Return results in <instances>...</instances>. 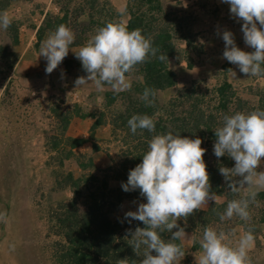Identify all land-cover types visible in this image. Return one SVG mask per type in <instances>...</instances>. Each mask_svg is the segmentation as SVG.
I'll use <instances>...</instances> for the list:
<instances>
[{"label":"trees","instance_id":"16d2710c","mask_svg":"<svg viewBox=\"0 0 264 264\" xmlns=\"http://www.w3.org/2000/svg\"><path fill=\"white\" fill-rule=\"evenodd\" d=\"M9 3L10 0H0V12L5 11ZM126 13L130 15L128 23L125 24L128 30L141 29L145 37H151L153 47L160 49L157 56L164 53L169 62H160L157 58L149 57L148 61L137 65L130 74H127L130 77L131 89L119 94H115L113 90H106L103 94L101 112L84 113L80 105L65 112L59 107L52 109L64 132L68 130L74 117L95 118L89 139L59 138L54 143V150L64 154L63 162L74 160L79 169L85 173L79 176L72 172L67 174L65 183L72 189L73 196L58 203L49 212L50 232L56 238L51 248L53 264H117V260L125 258L130 260V264L132 262L140 264L143 257L136 255L125 236L129 229L135 231L137 227L143 228L145 225L140 221L126 219V214L122 216L120 214L119 217L117 215L126 200L137 197L141 198L143 203L147 201L138 189L125 192L122 184L127 183L130 170L142 163V156L148 150V142L152 136L166 134L169 131L174 135L180 134L181 137L191 139L200 138L203 141L201 147L206 149L204 161L210 177L211 192L226 199L222 204L213 203L208 210H197L187 218L186 222L183 219L178 221L186 234H195L193 249L199 248L198 238L202 236L204 227L208 225L226 233L234 232L236 237H238V227L243 231L252 227L255 243L260 245L259 237L264 233V191L258 194L257 203L250 206L249 222L242 221L238 217L222 222L217 215V212L226 209L229 200L237 197L230 192L224 177L219 172L220 166L232 168L235 166V161L228 156L217 158L214 155V144L217 139L214 130L221 126L224 115L264 110V89L251 86L249 88L252 92L251 97L249 95L243 97L229 80L230 73L227 71L236 69L232 64L223 65L221 69L223 78L213 87H206L204 81H193L179 87L178 74L172 65H180L183 59H187L176 46L179 32L186 30L188 26L184 17L181 19L176 13H167L162 0H129L126 12L119 13L117 19L112 15L105 21L95 22V19L90 17L89 22L101 28L109 22H122L120 19ZM72 22L71 13L63 6L58 15L47 13L37 32L35 48L39 49L42 41L61 24L72 30ZM7 30L13 31L12 39L17 44L19 26L11 23ZM186 40L190 42V38L187 37ZM80 43L81 41L78 42ZM0 55L6 62L8 70H14L19 62V55L6 46L0 47ZM66 64V71L70 73L72 65H69V61ZM77 67L80 73H86L82 65ZM193 67L194 65H187L189 70ZM145 88H152L157 92L152 107L146 106L141 99ZM137 114H147L154 119L155 133L147 130L131 133L127 121ZM103 126H110L111 134L121 143L122 159L117 166L100 168L93 157L83 163L81 155L75 151L85 143L95 141L97 130ZM100 150V146L93 142L92 153L96 154ZM81 201L86 203V209H81L79 205ZM162 237L168 240L171 234L164 233ZM128 239L131 237L129 236Z\"/></svg>","mask_w":264,"mask_h":264},{"label":"clouds","instance_id":"9594fccd","mask_svg":"<svg viewBox=\"0 0 264 264\" xmlns=\"http://www.w3.org/2000/svg\"><path fill=\"white\" fill-rule=\"evenodd\" d=\"M222 2L230 5L233 17L243 21L245 43L254 49L251 53L241 50L235 44L233 33L224 31L223 58L251 78H264V0ZM11 22L6 10L0 12V29L6 31ZM74 40L73 31L61 24L42 41L39 51L47 60L46 73L51 74L57 69L68 56ZM73 52L88 73L87 77L75 81L76 88L91 83L98 91L108 86L115 94L131 89L127 74L149 57L169 62L166 54L157 56L160 49L153 47L151 37H145L141 29L129 31L123 22H109L98 28L85 45ZM227 72L236 75L232 69ZM156 95V90L145 88L141 99L146 106L152 107ZM127 125L132 134L137 130L156 131L154 119L147 114L133 115ZM214 132L217 137L214 155L217 158L228 156L235 161L234 167L220 166L219 172L230 192L237 197L229 200L226 209L217 215L222 222L234 217L249 222L250 206L257 203L258 194L264 191V171L258 170L264 163V110L224 115L221 126ZM202 143L200 138H185L171 131L153 135L142 163L130 170L127 183L122 184L125 192L138 189L147 201L139 204L137 211L127 212L125 217L145 225L135 231L129 229L125 236L136 255L143 257L140 264H180L186 255L185 242L191 243L196 237L194 234L188 238L178 221L183 219L186 222L197 210L204 209L210 200L219 202L220 197L211 192L204 161L206 149L201 147ZM7 222V214L0 213V223ZM253 231L249 227L236 237L234 232L226 233L211 225L205 226L197 241L199 250L193 253L195 264H252L249 252L255 246ZM164 233H170L171 238L165 240ZM117 264H130V260L120 259Z\"/></svg>","mask_w":264,"mask_h":264},{"label":"rangeland","instance_id":"374dc122","mask_svg":"<svg viewBox=\"0 0 264 264\" xmlns=\"http://www.w3.org/2000/svg\"><path fill=\"white\" fill-rule=\"evenodd\" d=\"M64 1L52 0L55 9L52 11L51 6L48 13L58 15L62 6L71 13L75 40L69 46L68 56L51 74L26 66L38 67L36 54L40 55V51L37 48L33 51L32 45L28 46L31 32L28 36L22 35L26 33L22 29L33 28V13L45 8L49 0H10L6 11L11 23L19 26L17 44L12 39L13 31L0 29V47L6 46L19 55V62L12 71L8 70L0 55V213H6L8 218L7 224L0 223V264H53L51 248L56 238L50 232L49 212L73 196L72 189L65 183L67 174L72 172L79 176L85 172L74 160L63 162L64 154L54 150L56 139L65 140L73 133L64 132L52 109L59 107L62 112L71 111L76 105L86 102L89 106H85L84 113L101 112L103 94L111 89L105 86L103 91H98L91 83L76 88L75 81L87 77L88 73L83 76L77 74V65L82 63L73 51L85 45L98 29L96 24L89 22L90 17L95 22H102L112 15L117 19L120 12L113 7L112 0ZM67 61L72 65L70 73L64 71ZM172 66L177 71L179 87L193 81H204L206 87H213L223 78V65H211L213 69L206 72L201 68L204 65H196L202 75L205 73L204 78L196 79H193V72L187 69V65ZM234 67L236 75L229 74V80L243 97L252 95L251 86L264 89L261 82L254 83L257 77L251 78L240 72L237 65ZM95 141L103 147L106 158L103 156L96 162L98 158L88 146L76 151L82 162L86 163L93 157L100 167L103 163V168L108 167L106 163L109 162L117 166L122 159L121 143L109 130L97 133ZM258 170L264 171V163ZM79 205L86 209L84 201ZM259 240L260 245L255 243L249 252L252 264H264V233Z\"/></svg>","mask_w":264,"mask_h":264},{"label":"crops","instance_id":"0c3cea01","mask_svg":"<svg viewBox=\"0 0 264 264\" xmlns=\"http://www.w3.org/2000/svg\"><path fill=\"white\" fill-rule=\"evenodd\" d=\"M128 2L129 0H123V1L112 0V5L120 13L124 14L126 12V7L128 5ZM52 5H53L52 0H49L45 8L41 7L39 10H36L33 13L32 18L35 22L33 28L22 29V31L25 30L26 32L22 34L23 36H28V33L31 32L29 35L31 37V43L28 46L32 45L31 50L33 51H36L35 45L37 43V32L41 27L46 14L50 12ZM162 5L167 13H171V12L176 13V16L181 19L184 17L183 19L186 20L185 23L188 24L186 30L179 32L176 39V46L179 49V51H181V53L185 54L187 57V59H183L180 62V65H195L193 69H191L193 72V79L205 77L204 76L205 73L202 75L201 69L196 68L197 67L196 65H204L201 68L203 69V71L205 70L206 72L213 69L211 65L231 64L230 62H228L226 59L223 58V52L225 50V42L222 39V34L224 31H230L233 33L235 44L241 50L249 53L254 51V49H252L245 43L244 34L242 32L243 21L239 20V18L233 17V15L230 12V5L227 3H223L222 0H162ZM54 6H52V11L53 8L55 9ZM129 19H130V15L126 13L120 20L124 24H127ZM187 37L190 38V42L186 40ZM28 48L29 47H27V49ZM36 56H38L37 59L38 67L36 65H26V66L27 67L31 66L33 68L35 67V69H37V72L43 73L44 71H46L47 60L46 58L40 56L39 54H36ZM64 71L67 72L66 69H64ZM77 74L83 76V74L78 71ZM258 82H261L260 84H264V78L257 77L254 83H258ZM108 90H112V89H108ZM79 105L82 106L84 111L89 106V104H87L86 102H84L83 104L80 103ZM96 112L97 111H95V113ZM94 123H95V118L74 117L68 128V132L70 131V133L73 134L69 136L77 139H89L90 131ZM108 130L110 131V126H103L97 130L96 136L97 133H99L100 131H108ZM93 142L99 145L101 149L99 152L95 154V156H97L98 158L96 162H99V160L101 161L102 160L101 158H103V156L105 157V155H103L104 149L98 141L97 142L93 140L89 141L84 145L76 148L75 151H78L79 149L88 146L92 147ZM106 164L109 167L110 165H113V162H109ZM103 167H105L104 163L100 168ZM219 197L220 200L218 204H222L226 201L224 196H219ZM140 202L143 203L142 199L137 197H133L129 200H126L120 207L119 214L127 213L129 211H137L139 204H141ZM213 203H215V201L210 200L207 206L201 210H208ZM237 230H239L238 233L241 234V231L243 229L238 227ZM187 236L188 238H191L193 234L189 233L187 234ZM194 243H195L194 240L191 243L185 242L184 250L186 251V255L183 258V260L180 262V264H195V257L193 253L197 252L199 248L194 250L193 249Z\"/></svg>","mask_w":264,"mask_h":264}]
</instances>
